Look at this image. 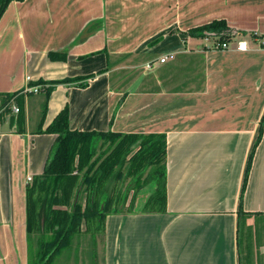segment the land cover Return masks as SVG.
<instances>
[{
    "label": "crops",
    "instance_id": "obj_1",
    "mask_svg": "<svg viewBox=\"0 0 264 264\" xmlns=\"http://www.w3.org/2000/svg\"><path fill=\"white\" fill-rule=\"evenodd\" d=\"M129 1L14 0L0 18V95L20 93L23 115L21 133L20 111L0 122V264L29 261L27 189L58 138L40 130L46 102L42 130L68 107L71 130L166 136V212L145 195L108 214L102 264H243L244 233L264 229V0ZM219 19L227 50L188 31Z\"/></svg>",
    "mask_w": 264,
    "mask_h": 264
},
{
    "label": "trees",
    "instance_id": "obj_2",
    "mask_svg": "<svg viewBox=\"0 0 264 264\" xmlns=\"http://www.w3.org/2000/svg\"><path fill=\"white\" fill-rule=\"evenodd\" d=\"M12 1L0 0V18ZM189 33L193 36L213 35L220 43L228 42L234 36V31L224 19L191 28ZM50 57L58 58L55 53H51ZM52 89V86L46 89L47 96ZM0 98V107L11 100L21 104L20 93L2 94ZM46 109L47 102L40 130L58 134V138L44 173L37 176L27 189L28 234L30 241L36 240L38 251V262L34 264H52L54 258L71 247L73 240L83 232L91 231L92 235L103 232L108 214L133 206L135 195L129 199L133 190L136 193L149 184L154 185L153 193L141 206L145 212H166L165 135L71 130L68 107L42 130ZM3 116L0 114V122ZM15 119L17 131L21 133V110ZM261 135L262 122L246 168L243 192ZM127 179L130 182L124 190ZM239 215L243 218L247 215L242 202ZM241 225L246 224L241 221ZM33 247L30 245L31 250Z\"/></svg>",
    "mask_w": 264,
    "mask_h": 264
},
{
    "label": "rangeland",
    "instance_id": "obj_3",
    "mask_svg": "<svg viewBox=\"0 0 264 264\" xmlns=\"http://www.w3.org/2000/svg\"><path fill=\"white\" fill-rule=\"evenodd\" d=\"M142 3L143 5L140 6V13L144 11V13L151 10L153 8H158L157 11L161 14L163 11L162 2L161 1H179V0H136ZM151 1H156L153 6H149V3ZM158 1V2H157ZM134 1L124 0V3L127 5H131ZM126 8V6H124ZM173 8V7H172ZM156 9H154L155 11ZM150 15V13H148ZM162 19V16L158 18V21ZM141 28L144 30L147 28L148 24H150V21H147V19L139 20L138 22ZM193 28V27H192ZM191 29V28H190ZM188 29V31L190 30ZM130 179H127V181L123 185V189L125 190L127 186L129 185ZM154 191V185H147L145 186L140 192L134 193V190L130 192V199L132 195H135L133 198V206L129 207H123L122 212H131L137 208V204H141V197L146 195V198L150 197V195ZM142 193V194H141ZM145 198V199H146ZM145 201V200H144ZM129 204V203H128ZM128 206V205H127ZM264 225V222H263ZM258 230H255L253 226H251L247 232H243L244 240H246V245L243 246L244 256H243V264H264V248H261L259 253L258 247L262 243H264V229L256 228ZM104 232L100 231L97 232L95 235H92L93 233L91 231L89 232H83L81 235L77 236L73 240V244L71 247H68L65 249L61 254H59L57 257L54 258L52 264H91V261L97 260V264H102V258H103V241H104ZM32 242V243H31ZM30 245H34V249L31 250L29 248V261L28 264H34L35 262H38V251H37V243L36 240L33 239L30 241L29 237V247ZM258 245V247H257ZM257 248V250H256ZM95 255V256H94Z\"/></svg>",
    "mask_w": 264,
    "mask_h": 264
},
{
    "label": "built area",
    "instance_id": "obj_4",
    "mask_svg": "<svg viewBox=\"0 0 264 264\" xmlns=\"http://www.w3.org/2000/svg\"><path fill=\"white\" fill-rule=\"evenodd\" d=\"M262 44L264 45V39L262 41ZM230 47V43L229 42H223V43H217L216 44V49H220V50H227ZM248 48V42L246 40H240L238 42V46L237 49L239 50H246ZM170 58H174L173 54L170 55H166L161 57L160 61L161 62H166L168 59ZM148 67H151L150 63L147 64ZM41 86H32V87H27L24 91V93H29V92H35L38 93L40 91ZM11 109L14 113H18L20 111L19 106L17 105V103L14 100H11L10 102L2 105L0 107V114H6V112ZM29 181L32 180V177L28 178Z\"/></svg>",
    "mask_w": 264,
    "mask_h": 264
},
{
    "label": "water",
    "instance_id": "obj_5",
    "mask_svg": "<svg viewBox=\"0 0 264 264\" xmlns=\"http://www.w3.org/2000/svg\"><path fill=\"white\" fill-rule=\"evenodd\" d=\"M5 127H7V129L2 128L3 132H6V131H8L10 129V122L9 121L6 123ZM77 200H78V196L76 197V201Z\"/></svg>",
    "mask_w": 264,
    "mask_h": 264
}]
</instances>
